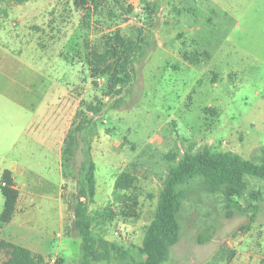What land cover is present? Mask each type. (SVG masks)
Here are the masks:
<instances>
[{
  "label": "rangeland",
  "instance_id": "rangeland-1",
  "mask_svg": "<svg viewBox=\"0 0 264 264\" xmlns=\"http://www.w3.org/2000/svg\"><path fill=\"white\" fill-rule=\"evenodd\" d=\"M0 10V172L32 166L18 185L14 222L25 216L45 239L46 260L81 264L71 224L82 157L78 150L62 167L60 150L59 168L48 148L53 140L44 145L37 124L54 126L58 143L90 116L88 106L104 105L88 134L98 196L87 218L94 235L128 255L92 264L143 261L169 156L207 146L251 160L264 148V0H7ZM116 32L137 49L130 82L109 99L105 80L90 77L87 59ZM184 54H196L198 64ZM123 171L137 178L133 193L114 190ZM246 183L239 209L208 193L199 176L179 186L180 237L163 264L264 261V181L246 177ZM130 194L137 199L133 218L121 213ZM2 208L0 194V214ZM230 252L231 263L212 261Z\"/></svg>",
  "mask_w": 264,
  "mask_h": 264
},
{
  "label": "trees",
  "instance_id": "trees-1",
  "mask_svg": "<svg viewBox=\"0 0 264 264\" xmlns=\"http://www.w3.org/2000/svg\"><path fill=\"white\" fill-rule=\"evenodd\" d=\"M6 1L0 0V4ZM2 13L5 12L0 10V14ZM103 39L102 50L99 47L90 50L87 66L92 79L105 80V96L114 99L121 95L124 86L131 80L130 66L137 45L124 39L118 32ZM183 58L191 65L199 62L196 54H184ZM103 106L101 103L88 106L86 111L90 116L86 115L81 122L69 128L61 148L62 167L71 165L78 150L82 157L75 175L77 192L72 202L71 224L72 234L81 241V264L108 262L112 258L122 260L128 255L117 242L94 235L87 218L88 206L95 202L96 195V165L92 159V140L88 134L93 128V117L101 112ZM189 150L191 151L184 152L181 157L176 154L169 156L170 164L166 169V178L158 195L154 216L143 238L144 259L130 264H163L168 260L170 250L178 242L181 231L178 213L184 192L179 186L187 180L201 177L208 193L219 194L234 205H237L236 200L247 189L246 177L264 181V148L257 149L251 160L232 151L214 152L207 146L194 152L191 148ZM136 181L137 178L130 172L123 171L115 179L114 190L133 193ZM0 194L3 198L0 223L7 224L14 216L19 192L15 188L11 172L6 169L0 176ZM136 207L137 199L130 194L126 197L121 213L124 217H136ZM0 253L4 256L3 264H46L44 256L3 239L0 240ZM234 256L235 252H230L227 258L224 254H216L212 261L231 263ZM260 264H264V261Z\"/></svg>",
  "mask_w": 264,
  "mask_h": 264
},
{
  "label": "crops",
  "instance_id": "crops-1",
  "mask_svg": "<svg viewBox=\"0 0 264 264\" xmlns=\"http://www.w3.org/2000/svg\"><path fill=\"white\" fill-rule=\"evenodd\" d=\"M35 132H37V134H38L37 137L39 138V140H41L43 142L44 145L46 144L45 143L46 141H48V143H47V145H48V144H51L50 141L53 140V146H48V148H52L54 150V152L56 153V156L58 158L57 165L60 168L61 167L60 166V162H61L60 161V150H61L63 140L65 138V134L62 136V138H60L59 142L57 143L54 126H52L51 128H47L45 126H42L41 123H39V124H37V126L35 128ZM6 170H9L11 172L12 178H13V181L15 184V188L19 192L20 188H18V185H20L22 188L24 186V183H22V182H26V181H24L23 176L26 174L32 175L33 169H32V166H24V165H18L17 164L15 166H11L10 168H8ZM2 171L0 172V176H1ZM97 196H98V182L96 181L95 199L97 198ZM19 198H20V194H19ZM19 198L17 201L16 210H15V213H14L12 220L7 224H1L0 223L1 224V226H0V240L3 239L6 241H9V242H12L14 244H17L21 247L29 249L30 251H32L34 253H38V254L45 257V256H47L46 255V248H47L46 245L47 244L44 245L45 239L42 238V236H40L39 233L34 232L29 227V225L27 226V224L24 222L25 216L20 217L21 220H19L18 222H14V220L16 221V218H18L20 215L19 210H18Z\"/></svg>",
  "mask_w": 264,
  "mask_h": 264
},
{
  "label": "built area",
  "instance_id": "built-area-1",
  "mask_svg": "<svg viewBox=\"0 0 264 264\" xmlns=\"http://www.w3.org/2000/svg\"><path fill=\"white\" fill-rule=\"evenodd\" d=\"M46 264H59L57 257H50L46 260Z\"/></svg>",
  "mask_w": 264,
  "mask_h": 264
}]
</instances>
